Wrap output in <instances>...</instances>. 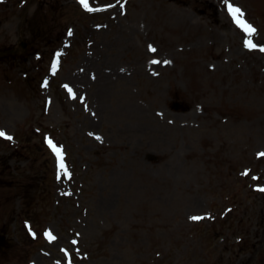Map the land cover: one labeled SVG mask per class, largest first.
<instances>
[{
    "label": "rangeland",
    "instance_id": "obj_1",
    "mask_svg": "<svg viewBox=\"0 0 264 264\" xmlns=\"http://www.w3.org/2000/svg\"><path fill=\"white\" fill-rule=\"evenodd\" d=\"M231 2L255 32L224 0H0V264H264V0Z\"/></svg>",
    "mask_w": 264,
    "mask_h": 264
},
{
    "label": "snow or ice",
    "instance_id": "obj_2",
    "mask_svg": "<svg viewBox=\"0 0 264 264\" xmlns=\"http://www.w3.org/2000/svg\"><path fill=\"white\" fill-rule=\"evenodd\" d=\"M80 3L85 8H88L89 10H92V11L95 10L94 8H92L90 6L89 0H80ZM224 4L227 7L228 13L231 15V17L233 18L235 23L240 28H242L245 32H248V33H252V32L256 31L255 27L251 23H249L246 19L243 18L242 10L238 6L234 5L231 2V0H224ZM110 6L111 5H105V7H110ZM245 43H246V46L249 47V48L259 47L261 50H264V45H257L255 43H253V41L250 40V39L246 40ZM149 47L152 48L151 45ZM152 50L155 51L154 48H152ZM165 63H168V61H165ZM65 87H68V85H65ZM69 91H71V88H69ZM0 136H4V137H6L8 139H12V137L7 132H5L3 129H0ZM48 143L52 147V149L56 153V155L58 157H60L62 155V152H61V147L62 146H57L51 139L48 140ZM258 155L264 156V152H261ZM61 167L64 168V164H63L62 160H61ZM258 187L261 190H264V186L258 185ZM191 218L192 219H196V220L202 219V217H200V216H193ZM46 235H48L50 239H54V237L52 236L51 232H47Z\"/></svg>",
    "mask_w": 264,
    "mask_h": 264
},
{
    "label": "bare ground",
    "instance_id": "obj_3",
    "mask_svg": "<svg viewBox=\"0 0 264 264\" xmlns=\"http://www.w3.org/2000/svg\"><path fill=\"white\" fill-rule=\"evenodd\" d=\"M99 77L96 79L97 81V94L99 96V100H103V97H105L107 90H108V83L110 81L111 76L108 74H104V75H98ZM96 94V95H97Z\"/></svg>",
    "mask_w": 264,
    "mask_h": 264
}]
</instances>
